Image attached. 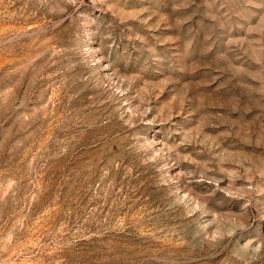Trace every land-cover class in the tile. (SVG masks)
<instances>
[{
    "label": "rangeland",
    "instance_id": "obj_1",
    "mask_svg": "<svg viewBox=\"0 0 264 264\" xmlns=\"http://www.w3.org/2000/svg\"><path fill=\"white\" fill-rule=\"evenodd\" d=\"M0 264H264V0H0Z\"/></svg>",
    "mask_w": 264,
    "mask_h": 264
}]
</instances>
